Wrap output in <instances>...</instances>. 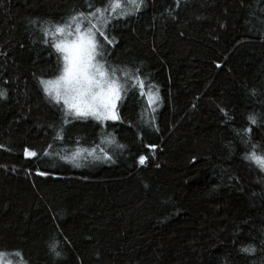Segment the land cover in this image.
Here are the masks:
<instances>
[{
  "label": "trees",
  "instance_id": "obj_1",
  "mask_svg": "<svg viewBox=\"0 0 264 264\" xmlns=\"http://www.w3.org/2000/svg\"><path fill=\"white\" fill-rule=\"evenodd\" d=\"M79 20L115 121L46 94ZM0 254L264 264V0H0Z\"/></svg>",
  "mask_w": 264,
  "mask_h": 264
},
{
  "label": "rangeland",
  "instance_id": "obj_2",
  "mask_svg": "<svg viewBox=\"0 0 264 264\" xmlns=\"http://www.w3.org/2000/svg\"><path fill=\"white\" fill-rule=\"evenodd\" d=\"M121 9L128 10L123 5ZM93 21L88 19L86 22ZM104 27L105 22H100L98 29L103 32ZM90 34L91 30L81 20L58 32L62 40L56 43L55 49L61 57L62 69L57 78L46 82L44 88L52 100L62 103L65 118L115 121L121 87L116 77L97 60L93 36ZM79 155L87 156L89 152ZM10 263L15 264V261L0 254V264Z\"/></svg>",
  "mask_w": 264,
  "mask_h": 264
}]
</instances>
